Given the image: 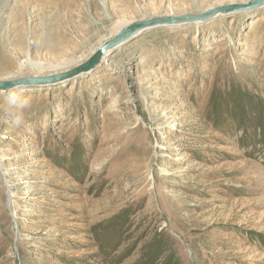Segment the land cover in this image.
<instances>
[{
  "label": "rangeland",
  "instance_id": "rangeland-1",
  "mask_svg": "<svg viewBox=\"0 0 264 264\" xmlns=\"http://www.w3.org/2000/svg\"><path fill=\"white\" fill-rule=\"evenodd\" d=\"M248 1L0 0V80L80 65L145 16ZM0 264H264V4L0 91Z\"/></svg>",
  "mask_w": 264,
  "mask_h": 264
},
{
  "label": "water",
  "instance_id": "water-1",
  "mask_svg": "<svg viewBox=\"0 0 264 264\" xmlns=\"http://www.w3.org/2000/svg\"><path fill=\"white\" fill-rule=\"evenodd\" d=\"M264 0H250L242 3L222 4L221 6L207 8L198 14L184 13L179 15L166 14L164 16H152L148 19H140L125 25L112 39H109L103 45L99 46L87 59L86 62L77 65L65 72L49 74V76L30 75L29 77L12 78L6 81H0V91H9L10 89L29 86L44 85L54 82L68 81L73 77L94 70L102 61L107 52H111L126 42L132 40L136 35L143 33L147 29L163 27L164 25H183L184 23L200 22L211 20L217 15L233 14L242 11H251L261 8Z\"/></svg>",
  "mask_w": 264,
  "mask_h": 264
},
{
  "label": "bare ground",
  "instance_id": "bare-ground-1",
  "mask_svg": "<svg viewBox=\"0 0 264 264\" xmlns=\"http://www.w3.org/2000/svg\"><path fill=\"white\" fill-rule=\"evenodd\" d=\"M216 7H217V6H216ZM168 14H172V13H168ZM164 15H166V14H164ZM164 15H163V16H164ZM217 16L220 17L221 15H217ZM151 17H152V16H151ZM148 18H149V16H145V17H144V19H148ZM198 23H199V22H198ZM128 24H129V23H128ZM126 25H127V24H126ZM123 28H124V27H123ZM123 28H122V27L119 28V29H118L113 35L115 36V35H116L121 29H123ZM114 36H113V37H114ZM3 37H4V36H3ZM113 37H112V38H113ZM112 38L109 37L107 40L112 39ZM107 40H106V41H107ZM105 43H106V42H105ZM30 46H31V45H30ZM120 47H122V46H120ZM120 47H118V48H120ZM118 48H117V49H118ZM14 49H15V48H14ZM15 50H16V49H15ZM15 50H14V51H15ZM9 51H10V50H9ZM9 51H8V52H9ZM29 52H30V51H29ZM93 52H94V51H93ZM93 52H92V53H93ZM10 53H11V51H10ZM108 54H109V52H107V54H105V55L103 56V60H106V59H107V55H108ZM2 57H3V56H2ZM87 58H88V57H87ZM3 59L6 60L7 62H9V61L11 62V60H9L7 57H5V58L3 57L2 60H3ZM19 59H20V58H19ZM19 59H18V60H19ZM28 59H29V58H28ZM0 60H1V59H0ZM84 60H86V59H81V58H80L79 60H76V61H74L73 63H72V62H68V63H67V62H62V63H58V64H55V63H54V64L48 66L49 69H48V67L41 65V63H40V64H35V65L33 64V69H34V70L32 71L31 74H32V75H42L43 72H44L46 69H48V70H50V71H52V72L55 73L56 71L58 72V70L68 69V67L70 68L71 64H73V65H74V64L77 65V64L83 62ZM14 61H15V60H14ZM24 62H25V61H24ZM24 62H23V63H24ZM0 63H1V62H0ZM5 63H6V62H5ZM30 64H31V63H30ZM42 64H43V63H42ZM31 65H32V64H31ZM16 66H17V65H16ZM20 66H21V65H20ZM0 67H1V66H0ZM10 67H11V66H10ZM10 67H9V68H10ZM73 67H74V66H73ZM2 68H4V67H2ZM23 69H24V68H23ZM11 70H12V69H11ZM48 70H47V72H48ZM60 72H61V71H60ZM13 77H14V75L10 74V76H7V77H5V78H2L1 80L10 79V78H13ZM1 80H0V81H1Z\"/></svg>",
  "mask_w": 264,
  "mask_h": 264
},
{
  "label": "clouds",
  "instance_id": "clouds-1",
  "mask_svg": "<svg viewBox=\"0 0 264 264\" xmlns=\"http://www.w3.org/2000/svg\"><path fill=\"white\" fill-rule=\"evenodd\" d=\"M8 102L17 111V122H20L23 110L30 105V99L22 94L11 93Z\"/></svg>",
  "mask_w": 264,
  "mask_h": 264
}]
</instances>
